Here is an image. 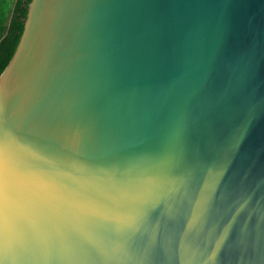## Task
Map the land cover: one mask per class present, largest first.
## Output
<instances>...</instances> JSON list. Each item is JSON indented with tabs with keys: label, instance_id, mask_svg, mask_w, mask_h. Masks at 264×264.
Wrapping results in <instances>:
<instances>
[{
	"label": "water",
	"instance_id": "obj_1",
	"mask_svg": "<svg viewBox=\"0 0 264 264\" xmlns=\"http://www.w3.org/2000/svg\"><path fill=\"white\" fill-rule=\"evenodd\" d=\"M0 264H264V0H32Z\"/></svg>",
	"mask_w": 264,
	"mask_h": 264
},
{
	"label": "trees",
	"instance_id": "obj_2",
	"mask_svg": "<svg viewBox=\"0 0 264 264\" xmlns=\"http://www.w3.org/2000/svg\"><path fill=\"white\" fill-rule=\"evenodd\" d=\"M15 2L11 18L0 23V76L10 64L25 29V22L32 0H13Z\"/></svg>",
	"mask_w": 264,
	"mask_h": 264
},
{
	"label": "crops",
	"instance_id": "obj_3",
	"mask_svg": "<svg viewBox=\"0 0 264 264\" xmlns=\"http://www.w3.org/2000/svg\"><path fill=\"white\" fill-rule=\"evenodd\" d=\"M15 2L13 0H0V23L7 22L11 18Z\"/></svg>",
	"mask_w": 264,
	"mask_h": 264
}]
</instances>
